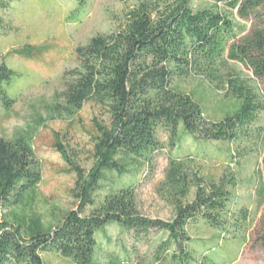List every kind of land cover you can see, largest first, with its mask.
<instances>
[{
    "label": "trees",
    "instance_id": "trees-1",
    "mask_svg": "<svg viewBox=\"0 0 264 264\" xmlns=\"http://www.w3.org/2000/svg\"><path fill=\"white\" fill-rule=\"evenodd\" d=\"M206 1L213 7L194 11L191 0L168 5L142 0L112 33L95 36L75 49L78 67L64 72L59 94L63 114L72 119L84 104L93 103L105 110L109 123L93 121L94 164L88 172L73 161L55 135L54 150L68 174L75 176L71 196L77 204L57 227L45 229L39 221L26 223L21 214L8 211L22 206L35 191L41 166L27 135L0 139V264H45L43 255L48 253L72 264H97L95 234L113 224L132 233L135 240L150 232L166 235L152 261L124 264H214L202 250L196 257L191 245L199 242L205 251L207 243L216 239L232 247L246 244L249 216L246 209L232 208L237 182L231 173L217 181L207 180L182 159L169 158L156 189L171 208L168 221L139 212L134 186L108 193L98 206L93 199L106 173H126L118 155L150 164L151 155L163 148L159 130L167 133L170 147L179 141V129L197 143L263 141L256 126L264 113V99L256 81L264 82V14L255 9L264 1ZM10 3L0 0V10L6 11ZM235 10L243 19L251 14L257 23L244 36L245 27L233 21ZM33 52L27 46L14 54L31 60ZM227 61L243 66L250 76L230 69ZM190 76L222 88L236 103L235 111L219 122L206 119L200 103L173 86L175 80ZM15 77L0 62V102L5 108L12 104L7 88ZM258 195L262 203V187ZM86 208H91L88 215H84ZM194 224L215 232L208 239L194 238L189 232ZM259 238L264 244V218ZM235 255L223 264L231 263Z\"/></svg>",
    "mask_w": 264,
    "mask_h": 264
},
{
    "label": "rangeland",
    "instance_id": "rangeland-1",
    "mask_svg": "<svg viewBox=\"0 0 264 264\" xmlns=\"http://www.w3.org/2000/svg\"><path fill=\"white\" fill-rule=\"evenodd\" d=\"M140 1L85 0L82 4L81 0H11L6 11L0 10V62L16 75L7 88L12 104L5 108L0 102V139L9 141L27 135L41 166V181L35 191L25 198L22 206L8 210L21 214L26 223L39 221L45 229H53L66 212L76 207L71 196L75 176L68 174L67 166L54 150L55 135L73 161L88 172L94 164L93 121L108 124L109 116L93 103L84 104L72 119L64 116L59 97L64 88L63 74L78 67L74 54L77 47L87 45L95 36L112 33ZM157 1L160 5H168L175 4L176 0ZM190 6L196 11L212 8L213 4L206 0H191ZM255 12L263 15L264 3ZM232 17L238 27H245L242 36L257 24L251 14L243 19L237 10L232 12ZM27 46L34 48L31 60L14 54ZM227 62L230 69L250 76L243 66ZM173 86L198 101L209 121L219 122L236 109V103L225 96L222 88L218 89L200 77L178 79ZM256 87L264 99V82L256 81ZM256 129L262 142L252 139L234 144L197 143L179 129V141L172 147L167 133L159 130L158 139L163 148L151 155L150 164L118 155L116 159L125 167L126 173L122 176L106 173L93 197L95 204H101L104 196L112 191L134 186L139 212L151 219L168 221L171 208L158 197L156 189L164 179L169 158L182 159L207 180L217 181L223 174L231 173L237 182L232 208L246 209L249 216L246 244L232 247L224 244V240L216 239L207 243L205 251L199 242L191 248L197 251L194 255L198 258V252H206L204 256L214 264L227 262L236 252L240 253L238 259L228 264H264V244L259 238L264 200L260 203L258 195L261 187L264 191V113ZM90 211L91 208H86L84 215ZM189 232L194 238L208 239L215 231L194 224L189 227ZM95 237L97 264L150 262L157 247L166 239L163 232H150L135 240L132 233L122 231L116 224L96 233ZM43 261L45 264H72L53 253L43 255Z\"/></svg>",
    "mask_w": 264,
    "mask_h": 264
},
{
    "label": "crops",
    "instance_id": "crops-1",
    "mask_svg": "<svg viewBox=\"0 0 264 264\" xmlns=\"http://www.w3.org/2000/svg\"><path fill=\"white\" fill-rule=\"evenodd\" d=\"M239 252H241V250ZM239 255H240V253L237 254V252H236V255L234 256V260L232 262L236 261L238 259Z\"/></svg>",
    "mask_w": 264,
    "mask_h": 264
}]
</instances>
